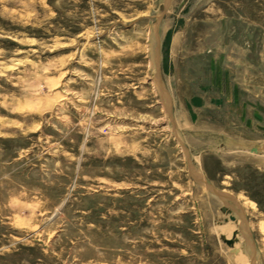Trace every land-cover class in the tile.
I'll use <instances>...</instances> for the list:
<instances>
[{
	"label": "rangeland",
	"instance_id": "1",
	"mask_svg": "<svg viewBox=\"0 0 264 264\" xmlns=\"http://www.w3.org/2000/svg\"><path fill=\"white\" fill-rule=\"evenodd\" d=\"M261 225L264 0H0V264H264Z\"/></svg>",
	"mask_w": 264,
	"mask_h": 264
},
{
	"label": "water",
	"instance_id": "2",
	"mask_svg": "<svg viewBox=\"0 0 264 264\" xmlns=\"http://www.w3.org/2000/svg\"><path fill=\"white\" fill-rule=\"evenodd\" d=\"M197 180H201L204 185L210 190L212 194H214L219 200L223 201L224 203L227 204L228 201H233V198L221 191L216 190L215 188L211 187L206 181L202 180V178L198 177ZM233 220L235 217H231ZM227 245H231L232 241L231 240H226L225 241Z\"/></svg>",
	"mask_w": 264,
	"mask_h": 264
},
{
	"label": "bare ground",
	"instance_id": "3",
	"mask_svg": "<svg viewBox=\"0 0 264 264\" xmlns=\"http://www.w3.org/2000/svg\"><path fill=\"white\" fill-rule=\"evenodd\" d=\"M196 174H198V173H196ZM201 176V175H200ZM209 193L210 194H212L210 191H209ZM212 195H214V194H212ZM215 196V195H214ZM216 197V196H215ZM233 201H235V199H233ZM241 224V223H240ZM260 231H261V234H262V237H263V242H264V226H262L261 225V229H260ZM243 236H245V235H243ZM251 252V251H250ZM239 255H241L240 253H239ZM247 258V257H246ZM242 261V260H241ZM249 260H247V262H248Z\"/></svg>",
	"mask_w": 264,
	"mask_h": 264
}]
</instances>
